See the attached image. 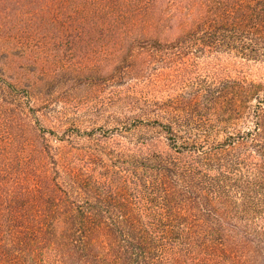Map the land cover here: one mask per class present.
I'll use <instances>...</instances> for the list:
<instances>
[{
	"label": "trees",
	"instance_id": "1",
	"mask_svg": "<svg viewBox=\"0 0 264 264\" xmlns=\"http://www.w3.org/2000/svg\"><path fill=\"white\" fill-rule=\"evenodd\" d=\"M4 1L107 68L69 114L0 67V264H264V0Z\"/></svg>",
	"mask_w": 264,
	"mask_h": 264
},
{
	"label": "rangeland",
	"instance_id": "2",
	"mask_svg": "<svg viewBox=\"0 0 264 264\" xmlns=\"http://www.w3.org/2000/svg\"><path fill=\"white\" fill-rule=\"evenodd\" d=\"M23 5L0 2V67L5 77L29 89L50 110L71 114L78 105H91L100 90L89 75L107 68L104 39L88 24L78 32L64 29V17L47 21ZM35 5L39 12L40 5Z\"/></svg>",
	"mask_w": 264,
	"mask_h": 264
}]
</instances>
